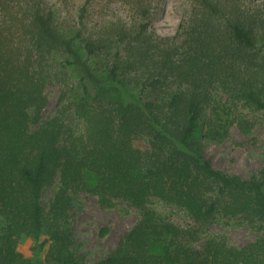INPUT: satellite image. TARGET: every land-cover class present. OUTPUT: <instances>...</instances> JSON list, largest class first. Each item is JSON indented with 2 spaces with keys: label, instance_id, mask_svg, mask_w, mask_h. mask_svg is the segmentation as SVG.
I'll list each match as a JSON object with an SVG mask.
<instances>
[{
  "label": "trees",
  "instance_id": "trees-1",
  "mask_svg": "<svg viewBox=\"0 0 264 264\" xmlns=\"http://www.w3.org/2000/svg\"><path fill=\"white\" fill-rule=\"evenodd\" d=\"M60 1L0 0V264H264V167L248 179L224 173L200 142L221 143L232 126L248 133L241 110L264 111V9L190 0L176 34L161 36L149 31L156 0ZM113 2L127 18L97 21ZM71 72L79 131L42 115L46 87ZM56 181L45 210L42 191ZM81 192L140 212L94 263L73 247L69 210ZM152 199L190 224L161 216ZM215 217L262 235L197 246ZM24 237L30 257L17 249Z\"/></svg>",
  "mask_w": 264,
  "mask_h": 264
},
{
  "label": "rangeland",
  "instance_id": "rangeland-1",
  "mask_svg": "<svg viewBox=\"0 0 264 264\" xmlns=\"http://www.w3.org/2000/svg\"><path fill=\"white\" fill-rule=\"evenodd\" d=\"M47 1L61 4L60 0ZM189 1L156 0L150 18L149 31H154L161 36L175 35L188 9ZM242 2L251 9H264V0H242ZM114 17L127 18L124 6L117 2L107 4L104 16L96 20L103 21L105 18L113 19ZM78 80V75L71 72L65 82H53L48 85L45 89L47 105L42 114L44 118L61 117L65 124L75 131L81 129L82 122L75 115L70 97L79 89ZM241 113L252 123L250 132L243 133L232 126L223 142H209L202 138L200 142L205 159L215 169L248 179L264 167V111L241 110ZM134 144L138 148L146 146L140 138H136ZM56 188L57 181L42 191L41 205L45 210ZM150 207L181 227L190 224L186 214L176 206L152 199ZM139 218V210L124 201L117 200L113 207L103 209L99 207L97 199L86 192L74 195L69 210V223L77 256L86 263H94L106 257L117 247L121 238ZM219 235L225 236L231 245L239 247L260 237L262 231L250 228L239 218L215 217L201 235V241L197 246L205 238ZM33 246V239L24 237L17 249L23 256L30 257ZM44 254L45 252H42L39 257L43 259Z\"/></svg>",
  "mask_w": 264,
  "mask_h": 264
}]
</instances>
